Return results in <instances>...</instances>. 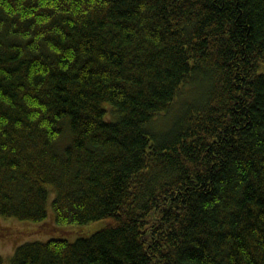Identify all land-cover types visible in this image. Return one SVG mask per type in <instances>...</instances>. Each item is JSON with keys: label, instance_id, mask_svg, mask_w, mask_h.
<instances>
[{"label": "trees", "instance_id": "obj_1", "mask_svg": "<svg viewBox=\"0 0 264 264\" xmlns=\"http://www.w3.org/2000/svg\"><path fill=\"white\" fill-rule=\"evenodd\" d=\"M0 264H264V0H0Z\"/></svg>", "mask_w": 264, "mask_h": 264}, {"label": "rangeland", "instance_id": "obj_2", "mask_svg": "<svg viewBox=\"0 0 264 264\" xmlns=\"http://www.w3.org/2000/svg\"><path fill=\"white\" fill-rule=\"evenodd\" d=\"M0 248L3 256H8L9 254H11V248L9 246H0Z\"/></svg>", "mask_w": 264, "mask_h": 264}]
</instances>
